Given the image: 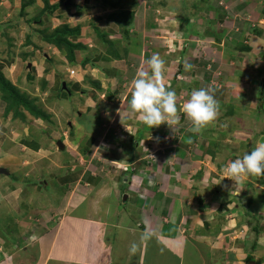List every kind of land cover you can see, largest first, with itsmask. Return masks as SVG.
I'll return each instance as SVG.
<instances>
[{"label":"crops","instance_id":"1","mask_svg":"<svg viewBox=\"0 0 264 264\" xmlns=\"http://www.w3.org/2000/svg\"><path fill=\"white\" fill-rule=\"evenodd\" d=\"M127 1L0 0V264H264V175L225 170L264 143V0H241L258 28L238 42L209 17L227 65L207 73L182 49L201 41L194 16ZM156 54L171 127L130 107ZM200 88L219 109L196 132L180 108Z\"/></svg>","mask_w":264,"mask_h":264},{"label":"clouds","instance_id":"2","mask_svg":"<svg viewBox=\"0 0 264 264\" xmlns=\"http://www.w3.org/2000/svg\"><path fill=\"white\" fill-rule=\"evenodd\" d=\"M151 74L139 71L134 79V91L130 99V107L139 114L140 121L150 127L162 124H178L177 93L165 82V61L159 54L153 55L148 61ZM191 67L190 65H186ZM219 105L214 94L204 88L195 89L180 110L188 117L193 130L199 132L213 122L218 115ZM228 177L239 178L243 175H264V143H257L242 158H237L226 166ZM235 180V179H233ZM236 181V180H235ZM134 250V249H133Z\"/></svg>","mask_w":264,"mask_h":264},{"label":"rangeland","instance_id":"3","mask_svg":"<svg viewBox=\"0 0 264 264\" xmlns=\"http://www.w3.org/2000/svg\"><path fill=\"white\" fill-rule=\"evenodd\" d=\"M175 1L176 0H128L125 3L127 4V9H128L127 12L134 13L135 11L140 9L138 7H141V6H143V8H145L146 11L148 9L150 12H147V13H151L152 14L151 17H153L151 19H154V17L156 18L157 15L163 16V18H166L165 16L167 15V16L176 18V20L174 21L178 23L179 20H183L179 18L181 17L183 18L184 15L186 14H188L187 16H190V17L194 16V18H196V24H197V29H198L197 38H199V40L201 41L200 42L198 41L199 42L198 44L197 42H195V44H192V47H187L186 45L188 44V40H186L185 47L182 49L185 52L191 53L193 57L191 62L196 61V63H198L196 66H199L197 69L194 67H191V68L194 69L195 71H199V73L200 72L207 73L209 71H214V70L217 71L218 69L221 70L222 68H225V65H227V62L223 60L224 57L221 56V53L223 50L221 49L222 46H215L214 42L212 40H209V36L213 33L212 31H210L211 27L209 26L211 25V23H215L216 19L221 22L220 25L222 27L224 26L226 27L228 26L230 28L232 27L235 28V26L238 27V29H236L238 34H236L235 36L233 33L228 35L227 34L228 31L226 33L220 32L221 30L219 29V32H217V36L219 39L220 38L222 39L227 38V39H233V40L235 39V41L238 42V38L241 35L239 33L240 31L245 33V31L251 30L252 28L253 29L255 27L258 28V26L255 24V21L249 20V22H245L244 24L242 21H240L239 16L235 17L236 12L239 13L240 11L245 10V7L241 6L240 4L242 3L241 0H190L191 1L190 6L188 5L189 4L188 0H183L184 4L183 3L181 4ZM251 1L254 2L255 0H251ZM262 4L264 7V1L262 2ZM170 7H171V10H170ZM254 10L255 8L252 9L253 13H254ZM153 11L157 12L156 16ZM209 17H213V18H210L211 19L210 22H208ZM255 18L253 17V20H255ZM167 19H171V18H167ZM207 22L210 23V25H208ZM192 23L193 22L190 20V24L194 25ZM180 29H183V28H179L178 31ZM251 31L250 33H252ZM168 34L169 36H171L170 33ZM218 38L217 40H219ZM245 40H247V38ZM229 47L233 48L234 50L232 59L236 60L238 58H241L239 57L240 54L238 53L241 50V49L239 50V44L230 45ZM246 50H247V47H246ZM247 62L248 60L246 59V61L243 60L242 63L248 64L249 62L248 63ZM232 66L237 68V65H232Z\"/></svg>","mask_w":264,"mask_h":264},{"label":"trees","instance_id":"4","mask_svg":"<svg viewBox=\"0 0 264 264\" xmlns=\"http://www.w3.org/2000/svg\"><path fill=\"white\" fill-rule=\"evenodd\" d=\"M186 16H187V15H186ZM189 20H190V16H187V21H188V24H190V23H189Z\"/></svg>","mask_w":264,"mask_h":264},{"label":"water","instance_id":"5","mask_svg":"<svg viewBox=\"0 0 264 264\" xmlns=\"http://www.w3.org/2000/svg\"><path fill=\"white\" fill-rule=\"evenodd\" d=\"M252 264H255L254 262H252Z\"/></svg>","mask_w":264,"mask_h":264}]
</instances>
